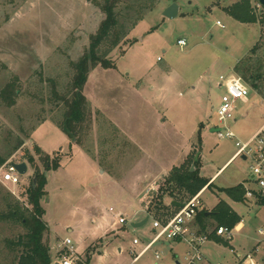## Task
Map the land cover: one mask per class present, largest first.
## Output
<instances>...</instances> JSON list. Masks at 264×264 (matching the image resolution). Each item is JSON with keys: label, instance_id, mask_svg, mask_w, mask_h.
Segmentation results:
<instances>
[{"label": "rangeland", "instance_id": "rangeland-1", "mask_svg": "<svg viewBox=\"0 0 264 264\" xmlns=\"http://www.w3.org/2000/svg\"><path fill=\"white\" fill-rule=\"evenodd\" d=\"M240 1L118 0L120 32L127 34V39L108 56L124 78L122 80L132 86H140L142 81L145 86L144 79L168 70L179 73L185 80V84L172 92L174 95L168 98V110H162V113L180 126L181 117H190L188 124L194 120L205 126L197 149L198 170L200 176L211 184L199 195L200 210H209L223 201L241 217L242 223L229 246L207 244L203 250L215 261L231 263L234 256L230 249L241 254L251 251L261 240L258 230H264L263 208L253 203L233 202L223 193L225 189L247 182L249 163L238 154L235 142H247L264 122V22L256 20L252 24H242L233 20L225 9ZM172 3L178 6L179 15L173 19L164 18V10ZM102 4L103 0H0V89L17 80L19 90L13 106L7 107L0 102V159H6L5 163L12 159L27 165V172L21 176L18 186L0 181V212L2 198L7 193L23 208L26 207L25 192L33 172L35 169L43 172L42 162L33 150L34 144L42 150L41 153L49 154L50 159L62 149L63 154L58 156L63 165H69L67 178L70 179L46 172V195L41 200L42 219L48 227L44 240L50 250L51 262L56 244L68 238L75 252L88 264H175L170 256L171 250L175 251L177 247L174 248L164 237L155 240L152 233V219L161 220L173 212L169 205L171 198L164 197L163 203L156 206V195H152L148 205V208L151 203L153 206L152 218L144 226L133 228L132 224L141 222L146 216L143 217L142 211L134 214L141 209L133 207L134 203H119L115 199L121 189H117L113 182L118 181L120 175L130 179L137 168L127 172L122 164L121 168L114 170V179L100 174V171L92 173L74 153L75 148L71 151L73 164L68 163L71 141L58 127L66 108L64 100L55 97L54 92L59 97L70 98L69 87L74 77L72 63L83 54L90 36L96 33L103 20ZM217 21L221 26L216 24ZM178 40H184L185 45H179ZM102 48L103 51L104 46ZM236 65L244 73L245 80L242 81L246 85H251V76L259 74L260 79L255 81L257 88H250L247 103L235 102L233 119L227 121L224 128L218 124L216 113L224 94V89L218 87L219 77H229L230 69ZM103 72L96 71L97 75L89 81L85 94L92 88L91 84H96L91 91L94 107L108 118L120 117V125H125L126 130L134 129L135 121L148 115L146 105L139 99L128 98L117 82ZM103 122L102 118L97 123L102 138L111 134ZM88 127L89 118L81 126L76 144L92 150L90 139L84 138ZM226 127L234 139L223 137ZM214 128L222 131L211 132ZM131 131L127 133L133 134ZM154 136L153 133L151 139ZM98 142H101L99 137ZM153 155L158 161H165L164 165L168 159L173 162L179 157V153L173 150L161 154L160 148ZM29 156L33 163L28 162ZM4 164L0 165V175ZM86 187L93 193L103 187L116 197H106L100 206L93 208L90 201L81 199L80 191ZM179 196L181 198H175H188L183 193ZM124 204L126 210L121 213L126 216V225H116L114 230L119 229L116 233L101 237L103 232L94 231L91 219H84L87 210L96 216L110 207L118 211L117 207ZM208 224L209 230L217 226L213 220H208ZM22 232L21 226L0 221V264H12L14 254L6 247V241L16 240ZM134 239L139 241L138 245L132 244ZM147 247L149 249L134 260L130 251L139 253ZM182 249L183 246L176 251L181 253ZM99 250H102L101 255L96 254ZM155 251L161 252V260H154ZM256 259H264V249L259 251Z\"/></svg>", "mask_w": 264, "mask_h": 264}, {"label": "crops", "instance_id": "crops-1", "mask_svg": "<svg viewBox=\"0 0 264 264\" xmlns=\"http://www.w3.org/2000/svg\"><path fill=\"white\" fill-rule=\"evenodd\" d=\"M253 2H255V0L250 1V3ZM178 15L179 9L177 16ZM179 41L184 40H178L177 43ZM237 65L233 66V68L230 69V75L238 76ZM99 70L104 71L103 73L107 74L108 76H111L112 80L114 82H117V85L122 88V90L127 94L128 98H132V100L139 99L142 103L146 105L148 115L143 118L137 119L134 123V129L126 130L124 128L125 125H120V117L114 116L113 118H108L103 115V113L101 114L97 107H94V105L92 104V99L94 95L91 93V91L94 90L96 84H91L92 88L87 90V93L85 94V88L88 86L89 81L93 80L95 75H97L96 71ZM122 79L124 78L120 76L115 65L112 69L96 67L95 69L89 72L87 81L82 90V94L85 97L91 110V116L89 118V127L87 135L84 138L88 137L93 147L91 150L90 147L84 148L83 145H78L76 143L71 142L69 144V154L67 157L68 163L70 165L73 164V154L71 153V151L72 148H75L76 152L74 153H77V155L80 156L81 160L87 165V168L92 170V173L94 172V170L100 171V174L108 175V177H110L111 179H114V170L121 168L122 164L124 166V169L126 168L127 172H129L133 168H137L135 171V175L132 176L130 179H125L120 175L118 177V181L113 182V185L117 187V189H121L117 195V198H115V195L112 196L106 191H104L103 187L97 193H93L91 189H89V187H86L85 189H82V191H80V195L82 197L81 199L90 201L93 205V208L100 206V203L103 202L104 198L109 196H112L113 198L117 199L119 203L125 201L129 204L134 203L133 207L136 208V206H139L141 208L139 211H134V214L137 215L139 212L142 211L143 217H145L148 216L146 207L148 206V203L151 202L152 195L157 194L159 187L163 184L162 182L168 177L171 170L183 164L187 157L190 155V153L194 150L196 132L198 131L200 125L202 126L201 130H203L205 126L203 123L197 124L194 120L188 124L190 117L179 118V122H181L182 124V126H180L177 124L176 121L168 120L165 116H163L162 110H168V98L174 95V93L172 92L174 90H177V88L181 85L185 84V80L179 73H175L169 70L166 72L157 73L155 77H148L144 79L145 86H143V81L140 86H132ZM163 82H166L165 85L163 84ZM247 86L249 88H253L252 85ZM111 87H113V85H111ZM218 87H220L219 84ZM192 93H194V89ZM241 102L247 103L248 100L246 99L245 101ZM102 118L104 121L103 123H105L104 128H107V130L109 129L111 133L109 134V136L104 138L101 137L102 135L100 134L99 127L97 126L98 121ZM215 130L216 128L211 129V132H216ZM128 131H131L133 132V134H136H128ZM153 133L155 136L153 137V139H151ZM98 137L101 138V146L98 142ZM115 138H119L120 140ZM34 145L36 146V144ZM159 148L161 149V154L165 155L170 150H173V152H178V159L173 162H170V160L168 159L166 165H164L165 161H158L156 156L153 155V153H157V151H159ZM61 151L62 149L59 152L60 155L63 154ZM42 153H44V151ZM58 155L55 153V156ZM132 157H134L132 160L133 163H130L129 160L132 159ZM126 160L129 162H127ZM176 163L177 165H175ZM68 166L69 165H63L62 161L60 160L58 168L47 172H53L54 175L58 176L59 178H64V176H66V179H70L67 178V174L69 173ZM141 170H143L142 173H140ZM72 184L77 186L76 182L74 181H72ZM200 193L201 191L198 194L200 195ZM173 202L174 201L170 200L169 205L171 206V203ZM143 203H145V205H143ZM126 206L127 205L125 204L122 205V207L120 206L121 208L118 206V211H115L113 207H110L108 211H104L102 214L96 216L90 215L87 210V212L83 214L85 216L84 219H91V223L95 225L94 231L103 232V235L101 237L108 233H116V231L119 230H114L116 225H118L116 217H126L121 213L126 210ZM213 208L205 210L207 211L206 213H210ZM110 209H112V211H110ZM195 227L199 230L196 224ZM210 231L211 230H209L208 224L207 232ZM152 233L154 234V230L152 231ZM207 244H211L214 247L223 245L221 243H217L214 240L208 241L205 245ZM173 245L174 248H177L175 249V251L171 250L172 256L174 252L179 253L176 250L180 248L179 245ZM104 248H107V246H105ZM102 250H99L96 254L101 255ZM118 252H121V249L118 248ZM204 255L208 262H218L217 260L215 261L211 259L205 252ZM224 263L229 264L231 262Z\"/></svg>", "mask_w": 264, "mask_h": 264}, {"label": "trees", "instance_id": "trees-1", "mask_svg": "<svg viewBox=\"0 0 264 264\" xmlns=\"http://www.w3.org/2000/svg\"><path fill=\"white\" fill-rule=\"evenodd\" d=\"M117 3L118 0H103V4L100 6L104 18L99 23L96 33L90 36L89 44L83 54L76 62L72 63L74 77L69 87L70 98L59 97L54 92L55 97L64 100L66 108L58 127L73 143H77L81 126L90 118V107L82 94L89 72L96 67L104 69L114 68V64L108 59V56L114 48L127 39V34L120 32L121 26H119L118 22ZM225 10L231 18L239 23L252 24L256 21L248 0H241ZM103 46L104 50L102 51ZM237 74L242 80H245L244 73L241 70H238ZM250 79H252L250 82L253 88H257L255 81L260 79L259 74H256L255 77L251 76ZM16 82L17 80L6 83L0 89V102L7 107L15 104L19 94ZM201 128L202 126L200 125L196 132L194 150L183 164L171 170L164 183L159 187L156 194V202H154L156 206L163 203L164 197L183 204L206 186L207 188L210 187L208 180L199 174V159L194 161V157L198 154L197 149L201 144ZM33 150L42 162L43 172L39 169H35L33 172L30 186L25 192L26 207L23 208L20 202L12 198L9 193L2 198L3 209L0 212V221L19 225L23 229V232L17 236L16 240L6 241V247L9 248L11 254H14L12 264H51L50 250L44 240L48 227L42 219L44 210L41 207V200L46 195L47 178L45 173L58 168L60 159L58 156L50 159L49 155L42 154L37 146ZM5 161L6 159H0V165L4 164ZM28 162L33 163L32 157H28ZM191 165H193L194 170H191ZM181 193L188 196V198L185 197L187 198L186 200H183V196L182 200L175 198L176 196L180 197ZM223 193L233 202H243L242 184L225 189ZM151 204L147 210V215L152 218L151 209L153 206ZM170 208L172 211L175 210L171 206ZM206 212L201 210L195 217V224L202 233L207 232L208 220L216 222L217 226L215 227L224 226L227 228L235 227L242 220L223 201H219L209 215L206 216ZM208 238L227 246L226 243L221 242L214 236L213 231L208 234Z\"/></svg>", "mask_w": 264, "mask_h": 264}, {"label": "built area", "instance_id": "built-area-1", "mask_svg": "<svg viewBox=\"0 0 264 264\" xmlns=\"http://www.w3.org/2000/svg\"><path fill=\"white\" fill-rule=\"evenodd\" d=\"M251 8L257 22H264V8L257 1L253 2ZM217 25H220L219 22H217ZM178 44L184 46L185 42L179 41ZM219 80L221 81L219 86L224 89V94L216 111L217 122L225 128L226 122L233 119L235 102L237 100L245 101L249 95L250 88L236 75H230L227 78L220 76ZM221 131V129H218L217 133ZM221 136L222 134L219 135V137ZM223 137L234 139L233 133L227 127ZM235 147L238 148V154L243 160L249 163L247 182L242 184L243 202L253 203L264 209V122L247 142L240 143L237 141L235 142ZM20 163L22 161L8 160L1 169L0 181L12 187L18 186L21 182V175L12 164ZM200 206L201 201L199 194H197L184 202L182 207L175 209V212L173 211L170 216L161 220L152 219L155 240L164 237L173 244L180 247L183 246L181 253L174 252L172 256L171 251V257L175 264H226L221 261L208 262L203 253V247L210 241L208 234L212 231L216 238L229 246L234 240V233L239 231L242 220L239 223L240 225H236L233 228L218 226L210 232L202 233L195 227V217L200 212ZM147 210L148 206L146 207ZM116 221L122 226L126 225V219L122 216H117ZM258 235L261 240L251 251L241 254L230 249V253L234 257L233 262L229 264H264V259L261 261L256 259L259 251L264 249V230L259 229ZM132 244L138 245L139 241L134 239ZM147 249L149 248H144L139 253L130 251V254L133 255L134 260H137ZM54 250L55 257L51 264H88L86 260L75 252L73 243L68 238L58 242ZM161 255V252L155 251L153 253L154 260H161Z\"/></svg>", "mask_w": 264, "mask_h": 264}, {"label": "water", "instance_id": "water-1", "mask_svg": "<svg viewBox=\"0 0 264 264\" xmlns=\"http://www.w3.org/2000/svg\"><path fill=\"white\" fill-rule=\"evenodd\" d=\"M86 2H89L90 0H85ZM257 1L263 8H264V0H255ZM178 6L175 4V3H172L170 6H168L162 16L164 18H167V19H173L177 16L178 14ZM216 132L218 131V129L215 130ZM198 159V155H196L194 157V161H196ZM243 159V158H242ZM14 166V168L16 169V171L21 175V176H24L27 172V165L22 162L20 164H12ZM191 170H194L193 166L191 167ZM171 206L172 207H175V208H180L182 207V204L180 203H176V202H173L171 203ZM209 213H206L205 215L207 216ZM149 220V216H146L141 222L139 223H136V224H132V227L133 228H139V227H142L144 226Z\"/></svg>", "mask_w": 264, "mask_h": 264}]
</instances>
